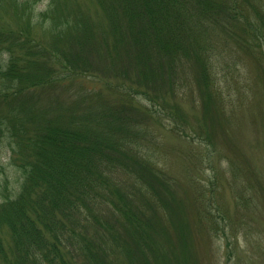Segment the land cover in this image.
<instances>
[{
  "label": "trees",
  "instance_id": "16d2710c",
  "mask_svg": "<svg viewBox=\"0 0 264 264\" xmlns=\"http://www.w3.org/2000/svg\"><path fill=\"white\" fill-rule=\"evenodd\" d=\"M220 15L229 22L219 23ZM217 24L237 29L238 42L246 43L252 53L256 48L264 59V0H0V233L6 229L9 239L5 245L0 235V264H78V258L107 264L97 251L117 247L114 236L104 235L97 247L82 239V246L72 251L60 234L64 219L91 215L95 198L112 204L102 197L108 194V181L99 165L106 159L108 169L113 168L103 149H112L119 133L122 141L146 135V129L123 126V120L111 114L107 98L112 94L120 99L117 114L127 102L132 107L124 85L107 82L81 95L86 91L83 79L94 78L81 52L89 49L104 58H121L123 74L136 67L145 86L155 76L148 69L152 58L166 59L170 72L177 62L195 60L204 92L218 99L211 63ZM98 31L103 40L90 46ZM50 88L62 89L67 99L75 97L62 105L72 103L78 111L60 108L63 114L58 117L45 116L35 99ZM148 92L138 94L151 97ZM147 112L152 114L150 108ZM157 178L167 185L166 179ZM94 184H100L99 191ZM209 184L213 188L215 183ZM212 188L205 186L198 199L206 212L214 207L218 211L213 201L202 204ZM126 207L120 215L125 233L135 240V248L140 247L137 240L149 246L154 225L138 207Z\"/></svg>",
  "mask_w": 264,
  "mask_h": 264
},
{
  "label": "rangeland",
  "instance_id": "374dc122",
  "mask_svg": "<svg viewBox=\"0 0 264 264\" xmlns=\"http://www.w3.org/2000/svg\"><path fill=\"white\" fill-rule=\"evenodd\" d=\"M225 19L218 17L222 24ZM216 27L211 63L218 99L204 92L195 60L177 62L170 72L166 59L152 58L148 69L155 76L145 86L135 74V69L139 72L136 67L123 74L121 58H104L89 49L81 52L94 77L83 79L86 91L81 95L107 82L124 85L125 99H131L132 107L127 102L117 114L120 99L112 94L107 98L111 114L118 122L123 120V126L146 129V135L122 141L123 133H119L111 141L115 146L103 149L109 161L113 160V168L108 169L106 159L99 165L108 181L104 188L108 194L102 197L113 205L96 196L91 215L64 219L60 234L70 250L82 246V239L92 240L97 247L102 236L110 235L116 238L117 247L97 251L107 264H264V59L256 48L252 53L246 43L238 42L237 29ZM109 36L113 48L114 35ZM100 40L103 35L98 31L90 46ZM261 46L264 53V42ZM145 90L151 91V97L138 94ZM65 99L62 89L50 88L40 91L35 100L45 116L58 117L63 114L61 109L69 112L75 107L78 111L72 103L63 106ZM52 103L59 105L52 108ZM148 108L152 114H144ZM156 172L167 185L156 181ZM213 181L212 188L209 182ZM94 185L99 191L100 184ZM205 186L212 192L203 194V206L213 201L218 211L199 207ZM126 206L141 209L154 225L149 246L137 240L140 247L135 248V240L125 233L120 215ZM0 235L8 244L6 229ZM77 261L88 264L81 258Z\"/></svg>",
  "mask_w": 264,
  "mask_h": 264
}]
</instances>
